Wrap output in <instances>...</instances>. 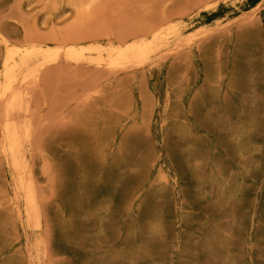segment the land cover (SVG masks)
I'll return each instance as SVG.
<instances>
[{
	"label": "rangeland",
	"instance_id": "obj_1",
	"mask_svg": "<svg viewBox=\"0 0 264 264\" xmlns=\"http://www.w3.org/2000/svg\"><path fill=\"white\" fill-rule=\"evenodd\" d=\"M96 1L0 0V264H264V0Z\"/></svg>",
	"mask_w": 264,
	"mask_h": 264
},
{
	"label": "bare ground",
	"instance_id": "obj_2",
	"mask_svg": "<svg viewBox=\"0 0 264 264\" xmlns=\"http://www.w3.org/2000/svg\"><path fill=\"white\" fill-rule=\"evenodd\" d=\"M98 1V0H97ZM96 1V3H98ZM61 3V2H60ZM88 3V2H87ZM92 5H93V3H92ZM94 5H96V4H94ZM61 7V6H60ZM84 8V7H83ZM55 10V9H54ZM85 10V9H84ZM92 11V10H91ZM91 11H89V12H91ZM57 12V11H56ZM85 12V11H84ZM88 13V12H87ZM77 14V13H76ZM77 15H79V14H77ZM83 16V15H82ZM162 19H164V18H162ZM159 23V22H158ZM154 27V26H153ZM152 27V28H153ZM30 36V35H29ZM42 36V35H41ZM2 37V36H1ZM111 37V36H110ZM49 38H50V36H49ZM55 38V37H54ZM2 39V38H1ZM44 39V38H43ZM4 40V39H3ZM29 40V39H28ZM49 40V39H48ZM50 41H51V39H50ZM31 42V41H30ZM49 42V41H48ZM51 42H54L53 40L51 41ZM55 42H56V40H55ZM54 42V43H55ZM108 42V41H107ZM42 43H46V41H44V42H42ZM57 43V42H56ZM36 44V43H35ZM60 44H62V43H60ZM139 45V44H138ZM133 49V48H132ZM139 49V48H138ZM116 50V49H115ZM39 52V51H38ZM38 52H36V53H38ZM127 52V51H126ZM32 53V52H31ZM35 53V52H34ZM130 53V52H129ZM13 54V53H12ZM128 54V53H127ZM15 55V54H14ZM56 55H57V53H56ZM70 55V54H69ZM47 56V55H46ZM73 56V55H72ZM128 56V55H127ZM50 57H53V56H50ZM79 57V56H78ZM56 58V57H55ZM70 58H71V56H70ZM81 58V57H80ZM137 58V60L141 63V62H143V60L145 59V54L143 53V52H140L139 54H138V56L136 57ZM83 59V58H82ZM81 59V60H82ZM115 59V58H114ZM78 60V59H77ZM76 60V61H77ZM51 61V60H50ZM57 61V60H56ZM55 61V59H54V62H56ZM72 61H73V59H72ZM89 61V60H88ZM120 61H126V59H125V57H124V55H123V53H122V51H118V52H116V60L114 61V62H111L110 63V65L112 66H117V65H119L120 64ZM14 62V59H13V57H9V58H6L5 59V61H4V63H3V66L7 69V73H9L10 72V70L11 69H13V67L15 66V64H11V63H13ZM45 62V61H44ZM52 62V61H51ZM51 62H49V64H51ZM131 62V61H130ZM40 63V62H39ZM53 63V62H52ZM128 63V62H127ZM48 64V65H49ZM75 64V63H74ZM36 66V65H35ZM38 66V65H37ZM42 66V65H41ZM110 68H112V67H110ZM33 70V69H32ZM34 71V70H33ZM6 72V71H5ZM27 72H29V70L27 71ZM31 73H32V71H31ZM28 74V73H27ZM33 74H35L34 72H33ZM28 77H30V76H28ZM28 77H23L21 80H20V82H25L26 80H27V78ZM32 77V76H31ZM34 77V76H33ZM33 79V78H32ZM35 79V78H34ZM38 79H40V78H37V80ZM42 79V78H41ZM35 81V80H34ZM31 82V81H30ZM38 82V81H37ZM38 84V83H37ZM15 86H16V80H15V78L14 77H10V75H8L7 76V78H6V81H5V84L1 87V93H0V101L3 99V98H5V97H7V96H13V94H14V92H15ZM21 88V87H20ZM23 91V90H22ZM17 93V92H16ZM22 94V93H21ZM20 94V95H21ZM24 94V93H23ZM26 94V93H25ZM24 94V98H26L27 96ZM16 95V94H15ZM23 96V95H22ZM17 97H18V95H17ZM30 97V96H29ZM10 98V97H9ZM15 98H16V96H15ZM15 98H12L10 101H8V103H7V106H6V108L8 109V110H10V112H15V111H17L18 110V99L20 98V96L18 97V99L16 100ZM21 100V99H20ZM25 101H26V99H25ZM32 101V100H31ZM3 102V101H2ZM22 102V101H21ZM20 102V103H21ZM4 103V102H3ZM32 103V102H31ZM22 104V103H21ZM20 104V105H21ZM26 104H28V102L27 103H25L24 104V106L26 105ZM6 105V104H5ZM29 105V104H28ZM27 105V106H28ZM23 106V105H22ZM32 106V105H31ZM35 106V105H34ZM19 109H20V107H19ZM22 109V108H21ZM30 109V108H29ZM26 110V109H25ZM3 111H4V115H6V110H4L3 109ZM3 111L1 112V113H3ZM27 112V111H26ZM35 112V111H34ZM1 115V114H0ZM11 116H13L12 114H11ZM4 117H6V116H4ZM24 117V116H23ZM35 117V116H34ZM33 117V118H34ZM2 118V117H1ZM24 119V118H23ZM1 120V119H0ZM26 120V119H25ZM33 121V120H32ZM33 122H35L36 123V121H33ZM38 124V123H37ZM5 125V124H4ZM18 126V125H17ZM29 126V125H28ZM33 126H35V125H33ZM2 127H3V125H2ZM32 127V126H31ZM37 127V126H36ZM35 127V128H36ZM7 128V127H6ZM37 129V128H36ZM1 131V130H0ZM16 132L13 130V135L15 134ZM25 133H27V131H25ZM24 133V134H25ZM12 135V136H13ZM19 135V134H18ZM12 136L10 137L11 139H12ZM15 136H16V134H15ZM7 137V136H6ZM33 137V136H32ZM14 138V137H13ZM16 138H17V140H18V136H16ZM34 138V137H33ZM4 140V139H3ZM6 140V139H5ZM16 139H15V141H17ZM19 141V140H18ZM34 142H35V140H34ZM3 143V142H2ZM35 144H36V142H35ZM35 146V145H34ZM20 147V146H19ZM1 149V148H0ZM15 148H14V145H12L11 147L10 146H7V150L9 151L8 153H11V154H14V152H15V150H14ZM23 152V151H22ZM21 152V153H22ZM4 153V152H3ZM5 154V153H4ZM5 156V155H4ZM21 158H23V157H21ZM23 161V160H22ZM21 163V162H20ZM22 170V169H21ZM14 171V170H13ZM19 173V172H18ZM22 173V172H21ZM28 180V179H27ZM27 185V184H26ZM15 186V185H14ZM19 186V185H18ZM32 186V185H31ZM15 188V187H14ZM22 189V188H21ZM20 189V190H21ZM38 189H36V191H37ZM25 191H27L26 190V188H25ZM16 192H18L17 190H16ZM27 193V192H26ZM16 194V193H15ZM37 194H38V192H37ZM29 194H27V196H28ZM39 195H40V192H39ZM30 196V195H29ZM18 197V196H17ZM18 199H19V197H18ZM33 213V212H32ZM37 221V220H36ZM35 221V222H36ZM38 226V225H37ZM40 227V226H39ZM43 236H45V235H43ZM44 239H46L45 237H43ZM47 240V239H46ZM45 240V241H46ZM46 246H47V244H46ZM43 256H44V254H43Z\"/></svg>",
	"mask_w": 264,
	"mask_h": 264
}]
</instances>
